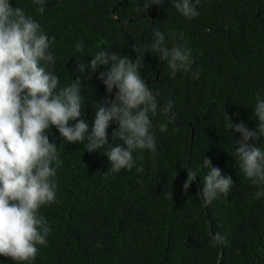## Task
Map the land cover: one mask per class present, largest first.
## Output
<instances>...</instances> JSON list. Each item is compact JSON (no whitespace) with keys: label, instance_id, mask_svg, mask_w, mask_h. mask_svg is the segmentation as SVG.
<instances>
[{"label":"trees","instance_id":"1","mask_svg":"<svg viewBox=\"0 0 264 264\" xmlns=\"http://www.w3.org/2000/svg\"><path fill=\"white\" fill-rule=\"evenodd\" d=\"M12 2L55 36V70L62 83L80 77L84 118L90 122L92 104L111 93L95 73L86 76L87 70L81 74L76 67L99 48L135 59L132 45L149 40L155 30L182 31L200 76L169 75L166 60L144 54L141 74L164 110L154 125L171 123L166 132L156 128L157 153L143 152L137 161L142 172L134 167L113 173L109 162L98 165L102 154L92 153L100 150L60 139L50 126L49 139L57 143L62 162L60 203L40 209L52 229L49 243L37 246L34 261L0 255V264H264V197H254L256 186L239 168L231 140L239 133L227 129L224 118L225 112L233 122L255 127V97L264 93V0H200V14L191 19L170 0L145 11L142 0H48L43 13L33 0ZM115 126L109 124V134ZM205 156L233 179L227 196L209 204L199 193ZM188 168L198 176L184 191ZM216 233L222 242L214 239Z\"/></svg>","mask_w":264,"mask_h":264},{"label":"clouds","instance_id":"2","mask_svg":"<svg viewBox=\"0 0 264 264\" xmlns=\"http://www.w3.org/2000/svg\"><path fill=\"white\" fill-rule=\"evenodd\" d=\"M163 2L142 0V9ZM170 2L185 18L200 14V0ZM33 4L37 12L43 13L48 0H33ZM54 41L55 36H50L24 8L12 0H0V255L17 262L34 261L37 246L48 245L52 229L40 209L60 203L57 169L62 161L57 143L49 139L50 126H55L60 139L82 142L89 151L100 150L92 153L102 154L98 165L109 162L113 173L134 167L142 172L143 165L137 161L143 152L153 156L157 153L156 128L166 132L171 123L169 119L154 125L153 118L164 110L141 74L144 54L166 60L169 75L181 72L192 79L200 76V69L192 66L193 50L182 31L155 30L149 40L132 45L135 59L108 47L99 48L89 60L81 58L76 67L81 74L87 70L86 76L95 73L105 91L111 93L103 102L92 104L94 115L90 122L84 118L86 102L80 77L62 83L55 70ZM75 47L76 52L83 51L80 43ZM100 66L104 67L98 71ZM252 114L254 128L240 119L233 122L225 112L224 118L227 129L239 133L231 139L232 148L244 176L256 186L254 197L259 199L264 197V140L256 141L264 138V93L256 95ZM110 123L116 126L109 134ZM191 133L192 140L193 130ZM200 166L206 170L199 192L202 201L209 204L221 194L227 196L232 176L222 174L207 156ZM197 176L194 169L188 168L182 189L187 191ZM214 239L222 242L223 236L216 233Z\"/></svg>","mask_w":264,"mask_h":264},{"label":"water","instance_id":"3","mask_svg":"<svg viewBox=\"0 0 264 264\" xmlns=\"http://www.w3.org/2000/svg\"><path fill=\"white\" fill-rule=\"evenodd\" d=\"M151 17L154 18V13L151 14ZM151 24H152V21H151L150 25H151ZM156 75H158V73H157ZM156 78H157V76H156ZM146 83H147V82H146Z\"/></svg>","mask_w":264,"mask_h":264}]
</instances>
